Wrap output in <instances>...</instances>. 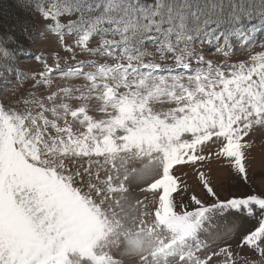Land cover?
Here are the masks:
<instances>
[{
  "label": "snow or ice",
  "instance_id": "obj_1",
  "mask_svg": "<svg viewBox=\"0 0 264 264\" xmlns=\"http://www.w3.org/2000/svg\"><path fill=\"white\" fill-rule=\"evenodd\" d=\"M12 7L0 264H264V0Z\"/></svg>",
  "mask_w": 264,
  "mask_h": 264
},
{
  "label": "rangeland",
  "instance_id": "obj_2",
  "mask_svg": "<svg viewBox=\"0 0 264 264\" xmlns=\"http://www.w3.org/2000/svg\"><path fill=\"white\" fill-rule=\"evenodd\" d=\"M8 2H9L8 7L11 9V11H14V9L12 7V5L14 3V0L8 1ZM3 4H4V0H0V10H2L4 12L5 17H6V15H9L8 14L9 13L8 12L9 10ZM9 17L11 19L15 20V13L13 15H9ZM258 42H259V40L257 41V44H259ZM38 49H39V46H36V45L33 46L34 54H43V55L47 56V52L41 53ZM240 55H242V54L238 52L237 53V56H240ZM21 66L22 67H37L38 65L36 64V62L33 59L26 58V59L22 60ZM14 82L15 81H13V83ZM5 87H10V85L0 84V88H5ZM255 151L258 152L259 149H256ZM212 168L214 169V175L215 174H226V171H227L226 169H221L220 168V162H217V161H213ZM207 170H208V168L205 167V171H207ZM255 170H256V174L253 176V184H255L257 190H259V188H260L259 181H260V178H261L260 177V174H259V172H260L259 159H258L257 164L255 165ZM185 173H187V175H185ZM175 174H176V176L179 179H181L182 181H184L185 183H187L190 187L196 188V191L197 192L200 191V189L197 187V180H196V177L194 175V169H192V168H183V169L177 168ZM213 182L214 183L216 182L215 179H214ZM230 190L231 191H234V192H244V191H246V188L244 186L240 185V186L235 187V188H232ZM218 191H219V194L222 197L224 195H226V193L224 191H220L219 189H218Z\"/></svg>",
  "mask_w": 264,
  "mask_h": 264
},
{
  "label": "trees",
  "instance_id": "obj_3",
  "mask_svg": "<svg viewBox=\"0 0 264 264\" xmlns=\"http://www.w3.org/2000/svg\"><path fill=\"white\" fill-rule=\"evenodd\" d=\"M8 1H12V0H4V4L3 5H5L6 8L9 10L8 11L9 12L8 14L9 15H13L15 12L14 11H11V9L8 7V5H9V2ZM9 15H6V18H9V23H6V24L3 25V27H4L5 30H7L10 27L11 22L14 21L13 19H11L9 17Z\"/></svg>",
  "mask_w": 264,
  "mask_h": 264
}]
</instances>
